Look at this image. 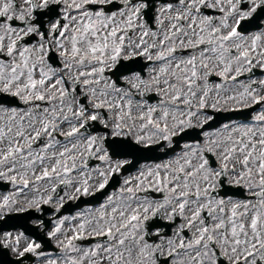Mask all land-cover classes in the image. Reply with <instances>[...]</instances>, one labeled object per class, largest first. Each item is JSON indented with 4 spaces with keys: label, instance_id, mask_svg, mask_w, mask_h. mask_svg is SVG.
Returning <instances> with one entry per match:
<instances>
[{
    "label": "flooded vegetation",
    "instance_id": "1",
    "mask_svg": "<svg viewBox=\"0 0 264 264\" xmlns=\"http://www.w3.org/2000/svg\"><path fill=\"white\" fill-rule=\"evenodd\" d=\"M219 16L220 12L204 0H0V94L16 99L13 103L10 97L0 96V111H8L0 119V123L7 127L6 130H1L6 136L2 139V145L10 148L8 155L0 156V181L11 186L14 184L12 180L29 179L11 174L9 168L22 162L23 155L35 151L41 145L37 133L43 126L46 128L47 124L42 120L41 126L37 127L38 124H34L32 119L42 118L44 109L49 108L46 99L50 100V96L42 89L44 85H50L55 90L60 88L63 103L76 104L89 110L88 101L91 96L87 91L89 85L85 73L94 70L108 74L119 61L136 59L134 67L143 69L148 74L151 72L154 79L149 75L140 78L136 72L121 78L123 85L120 87L125 86V77L136 76L138 86L142 89L141 85H144L142 97L144 94L155 96L152 106L163 101L168 109L182 116L187 110L184 103L191 101L189 93L192 96L194 94L195 101L199 90L206 84L229 88L240 84L241 81H235L234 78L228 80L232 74L222 72L226 76L221 74L222 77H219L220 73L207 66L208 63L201 57L206 49L214 45L212 39L217 33L212 30V26ZM203 21L211 27L210 41H199L194 35L198 24ZM107 25L115 27L108 30ZM198 31L202 32V29L199 28ZM187 38H192L194 42L186 43ZM186 57L189 58L187 61ZM196 60L200 65H191ZM175 63L187 68V76L193 78L195 83L194 88L181 83L178 87H182L179 89V99L165 96L161 92L165 87L154 75L155 71ZM260 73H264V70L259 71ZM37 78L43 79L44 83L37 81ZM147 86L149 89H146ZM249 87L254 92L260 90V96L264 94V81L250 82ZM125 88L130 89L131 86L126 85ZM58 94L60 93L57 92ZM57 98L59 97L56 96L55 99ZM195 105L199 113L196 116L190 115L189 119L191 122L203 119L197 127L210 120L214 112L230 110L229 107L216 104ZM56 111L57 118H50L54 124L63 122L59 118L64 115V111H60V107H56ZM157 112L152 111V116H159ZM27 114L32 116L28 124L15 121L19 118L25 120L23 116ZM100 115L103 118L107 114L100 110ZM178 115L175 120H178ZM235 124L241 123L234 122ZM31 125L33 129L30 128ZM224 126L225 124L221 125V128ZM55 131L51 130L50 136L58 144H69L67 140L71 137L60 139L53 134ZM171 139L172 136L151 144L162 145L156 151L157 156L170 149ZM103 150L106 158L120 164L101 177L104 180L97 189L87 190L85 195L93 194L116 176L118 183L115 192L120 199L127 201L120 218H126L117 226L105 227L97 233L84 231L85 239L107 237L106 241L86 244V250L99 247L102 249L101 255L114 258L118 251L111 249L118 244V237L121 234L126 236L133 229L132 264H255L257 257L264 264V251L252 259L250 242L247 244L250 232L247 220L250 213L256 210L258 200H264V194L252 193L245 180L234 176L232 170L225 175L226 182L242 187L245 196L243 199L221 197L219 193L212 196V192H216L218 187L214 185L208 190L205 183L207 192H185L181 188L179 191L170 188L166 183V174L175 177L178 182L187 175L185 169L169 165L180 155L182 149L157 162H142L132 170L128 169L131 157H111L108 148ZM34 155L36 159L39 158L37 152ZM63 157L65 159L59 163L65 167L69 154H64ZM90 157L85 159V166L88 162L93 163L88 168L98 164L93 155ZM200 164L199 168L207 174V167ZM141 168H147L146 172L138 176L136 173ZM87 179V184L92 183L93 180ZM60 183L67 185L68 177ZM146 191L154 193L146 197L143 195ZM102 203L88 207L86 211L90 213L104 204ZM263 214L264 212H260V217ZM107 231L110 234H106ZM262 235L264 238V233ZM111 245L105 252L106 247ZM214 248L222 258L219 261L214 255ZM56 255L59 256L60 252L57 251ZM92 261L94 262L91 264L101 263L98 260Z\"/></svg>",
    "mask_w": 264,
    "mask_h": 264
},
{
    "label": "rangeland",
    "instance_id": "2",
    "mask_svg": "<svg viewBox=\"0 0 264 264\" xmlns=\"http://www.w3.org/2000/svg\"><path fill=\"white\" fill-rule=\"evenodd\" d=\"M204 1L209 2L213 8L220 12L218 21L212 26V30H215L217 33L216 37L212 39L214 45L201 54V57L208 63L207 66H211L217 73L224 76L232 74L230 76L235 77L240 73L247 72L251 66L264 70V20L262 21V28L257 32L240 35L234 30L237 22L240 19L249 18L255 9L263 3V0H248L249 5L244 10L238 9L239 0ZM113 27L115 26L107 25L108 30ZM199 28L202 29V32L198 31ZM210 28L204 21L200 22L198 30L194 33L195 37L199 41H210ZM185 40L188 44L194 42L192 38ZM188 59L186 57L185 60L187 61ZM187 72V68H182L179 63H175L172 66L167 65L162 67V69L155 71L154 75L158 82L165 87L161 91L165 93V96H174L176 99H179V94L181 93L179 89L182 87H178L181 83H184L186 87H195L194 79L189 75L187 76ZM85 75L89 85L87 91L91 96V99L88 101L89 110H84L81 107L78 108L76 104L63 103L61 100L63 94L60 88L55 90L50 85L42 86V89L50 96V100L46 99L49 108L47 110L44 109L42 115L44 121L53 124L50 118L52 116L56 117V107H60V111H64V115H61L62 117L59 118L63 122H55V125L58 127L57 131L63 137L68 136L71 138L67 140L69 142L67 145L58 144L55 139L46 138L49 137L50 130H48L43 133L44 136L38 149L26 153L22 156L24 158L22 162L9 168L11 174H15L20 178L28 177L29 179H35L33 180L34 184L30 185L26 192L17 188L22 186L20 184L15 185L9 194H0V219L7 213H20L25 207L30 206L34 207L32 209L36 212L41 204L57 211L63 203L75 201L83 193L86 189V183H88L87 178L90 181L93 180L92 183L88 184V190L93 191L97 189L99 184L104 180L101 177L111 170H115L120 164L106 158L103 150L104 139L106 137L125 138L122 133H119V129H126L131 133L132 140L139 145L146 146L159 140H166L171 135H174L178 129L186 125L192 126L191 123L196 124L198 122V120H192L190 123L189 115L194 114L193 112L187 113V116L184 114L180 116L178 113L168 109L166 103L163 101L154 106L147 103L142 97L144 85H141L142 89L138 86L139 81H137L136 76L125 77L124 84H126L124 87H120L116 86L107 74H102L99 71L91 70L85 73ZM149 76L154 79L151 72ZM37 81L44 83L43 79L40 78H37ZM260 81H264V76H254L251 80L232 85L230 88L223 85L206 84V86H203L199 90L200 93L198 92V97L195 101L194 94L192 96V93H189L188 97L192 102L188 100L185 103L191 106H195L194 104L196 103H204L205 105L216 104L224 108L245 107L253 103L251 102L253 97L260 96L261 94L260 90H258L259 92L251 90L249 83H259ZM126 85L131 86L130 89L132 91L125 88ZM137 87H139L138 90ZM146 89H149L148 86ZM57 92L60 94L57 95ZM162 93L161 96H163ZM56 96L59 98L55 99ZM182 96L184 97V95ZM93 108H102L107 116L102 118L100 111L93 110ZM155 110L158 111L156 114H159L157 117L152 116V111ZM7 112L0 111V119ZM177 115L178 120H175ZM254 116L256 121L264 117V108L257 109ZM23 117L26 119L19 118L15 121L28 124L29 120L32 119V116L29 114ZM34 117L36 116L34 115ZM93 118H96V122L103 128H106L107 133L98 134L94 138V136H86L78 131L81 124ZM32 120L34 124H38L37 127L41 126V117L38 120ZM176 121L179 123L176 124ZM162 126L163 129H161ZM30 128L33 129L32 125ZM2 129L6 130L7 127L0 123V156H6L10 148H5L2 145V139L6 138L1 133ZM72 137L74 138L73 140ZM206 145H210L211 149L216 151L215 153L221 163L224 162L227 165L238 164L240 166V177L246 179L245 175H252L247 176L248 178L251 177L250 183H257L255 181L256 177L258 183L264 180V151H262V148H264L263 122L257 128L227 126L225 131L220 130L215 133H206L204 144L200 147L194 144L184 145L185 147L183 146L184 148H182L180 155L174 158L173 162H170L169 165L185 169L187 175L185 179L178 182L175 177H169L166 174V183L170 188H175L178 191L181 188L185 192L199 190L207 192L206 188H204V183L210 185L212 182L215 183L212 173H210L211 182L209 176L199 168L200 160H203L202 151L206 150ZM34 152L38 153V159H36ZM64 154H69V159L71 158V162L68 161L66 168L62 167L61 162L59 163V161L65 159L63 157ZM88 154H92L93 159L98 161L97 165L90 168L85 166V159ZM52 168L57 169L54 175H52ZM146 169L141 168L136 174L142 176L146 172ZM4 170L8 172V169L4 168ZM47 174L49 176L42 182L35 181ZM66 177H68V184L61 196L53 198L51 187L62 180H66ZM258 192L260 193V188ZM115 193L117 192L110 193L105 198L104 204L102 203L103 205L90 213L84 208L74 213L72 217L54 220L47 232L48 236L52 235L53 243L55 242L63 247L70 239L76 238L77 235H84V231L86 233H97L105 227L120 224L126 218V216L121 218L120 216L122 215V210L124 211L126 208L125 204L127 201L125 202V200L120 199L118 193ZM260 212H264L263 199L258 200L256 210L250 213V217L247 220L250 225L247 244L252 241L261 240L263 237ZM37 213H40V210ZM30 223L38 226L39 229L42 228L40 220H33ZM131 230L132 232L128 231L126 236L121 234L118 237V244L113 247L114 249H111L114 252L118 251L114 258L101 255L102 249L99 247L86 250L84 246L78 244L70 246L68 251L63 250L62 256L59 257L51 253H40V246L31 241L29 237L23 235L19 230L0 233V245L7 248L10 255L14 258L29 253L31 256L38 258L35 264H91V262H94L92 260H98L101 262L100 264H132L134 241L131 238L133 237V229ZM140 242L139 239L138 243ZM111 247L112 245L107 246V249L104 251L107 252Z\"/></svg>",
    "mask_w": 264,
    "mask_h": 264
},
{
    "label": "water",
    "instance_id": "3",
    "mask_svg": "<svg viewBox=\"0 0 264 264\" xmlns=\"http://www.w3.org/2000/svg\"><path fill=\"white\" fill-rule=\"evenodd\" d=\"M263 18H264V6L258 8L257 11H256V13L252 16L251 19H249L248 21H244V22H242L241 26H245V27H246V26L251 25V26L247 27V28H246L245 30H243V31H246V32H247V31H249V30H253V29L257 30V29H259V28L261 27V25L259 24V22H260V20L263 19ZM241 30H242V28H241ZM125 145H127V144L125 143ZM132 146H133V145H128V146H126V147H127V148H137V147H135V146H133V147H132ZM126 147H125V148H126ZM109 148H111V147L109 146ZM141 150H142V149H141ZM143 151H146V150H143ZM135 152H137V150H135ZM105 192H106V191H105ZM105 192L99 195V199L103 197V195L105 194ZM95 201H97V200H95ZM82 205H83L82 202H79V201H78L77 204H75V205H73V206H68V210H66L65 212L72 213V211H74V210L80 208ZM26 222H27V219H21L20 222H19V225L21 226L22 223L25 224ZM2 224L5 225V222L3 221ZM3 227H5V226H3ZM22 228L24 229V231H25L27 234L34 235L32 232H28V231H26V230H25V226H22ZM0 229H9V227L0 228ZM43 250H44V251H45V250H48V248H44ZM13 263L16 264L17 261L9 260V259H8V254H7V252H6L5 250H0V264H13Z\"/></svg>",
    "mask_w": 264,
    "mask_h": 264
}]
</instances>
